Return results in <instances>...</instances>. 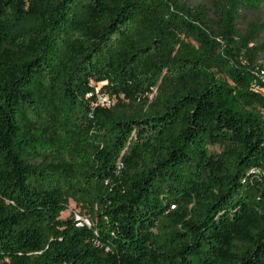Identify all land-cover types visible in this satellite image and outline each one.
Wrapping results in <instances>:
<instances>
[{
    "label": "trees",
    "instance_id": "obj_1",
    "mask_svg": "<svg viewBox=\"0 0 264 264\" xmlns=\"http://www.w3.org/2000/svg\"><path fill=\"white\" fill-rule=\"evenodd\" d=\"M262 5L0 0V264H264Z\"/></svg>",
    "mask_w": 264,
    "mask_h": 264
},
{
    "label": "rangeland",
    "instance_id": "obj_2",
    "mask_svg": "<svg viewBox=\"0 0 264 264\" xmlns=\"http://www.w3.org/2000/svg\"><path fill=\"white\" fill-rule=\"evenodd\" d=\"M191 7H198L200 5H210L213 0H186ZM264 20V5H262L261 9L255 12H247L245 14V18L242 20L240 24V28L242 31H244L248 24L250 22H261ZM264 43V34L260 37V43ZM253 46V45H251ZM259 65H262L264 67V52L259 56ZM221 79V76H219ZM227 80V79H226ZM264 81V76H263ZM103 84H99L97 89H99ZM113 105H115V101H112ZM210 151L213 153H218L219 149L217 147H211ZM76 217L77 219L82 218L83 220L89 221V215L86 213V211H83L81 208L76 206L74 202L70 203V207L68 211L62 214V219H67L69 217Z\"/></svg>",
    "mask_w": 264,
    "mask_h": 264
},
{
    "label": "built area",
    "instance_id": "obj_3",
    "mask_svg": "<svg viewBox=\"0 0 264 264\" xmlns=\"http://www.w3.org/2000/svg\"><path fill=\"white\" fill-rule=\"evenodd\" d=\"M100 104L102 106L111 107L113 105L112 101L108 97L101 96L100 97Z\"/></svg>",
    "mask_w": 264,
    "mask_h": 264
}]
</instances>
